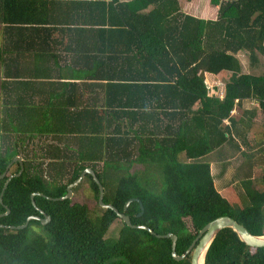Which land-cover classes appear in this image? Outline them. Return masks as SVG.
<instances>
[{
	"label": "trees",
	"instance_id": "obj_1",
	"mask_svg": "<svg viewBox=\"0 0 264 264\" xmlns=\"http://www.w3.org/2000/svg\"><path fill=\"white\" fill-rule=\"evenodd\" d=\"M32 1L42 2L43 23L53 24L38 26L37 38L50 28L72 34L68 60L47 54L54 65L46 66L44 53H26L31 29L21 19L32 18ZM117 1L0 0V69L10 67L0 78V173L24 153V170L0 202V214L9 209L0 217V264H190V256L172 258L170 239L128 227L111 209L98 205L101 214H91L71 199L46 198L64 197L87 168L103 186L105 204L134 226L174 234L178 256L222 216L264 235V174L261 190L242 181L247 204L237 209L201 160L225 141L220 126L236 100L253 98L264 113V0H210L218 9L210 21L185 15L178 0ZM243 51L249 73L236 56ZM225 72L223 99L210 97L205 74ZM34 139L45 141L40 153L25 147ZM41 157L48 158L47 172ZM86 180L97 200V184ZM32 194L45 197L35 195V206ZM133 199L139 201L124 210ZM30 216L50 221L10 228ZM115 220L121 227L107 238ZM204 264H264V248L247 247L224 229Z\"/></svg>",
	"mask_w": 264,
	"mask_h": 264
},
{
	"label": "crops",
	"instance_id": "obj_2",
	"mask_svg": "<svg viewBox=\"0 0 264 264\" xmlns=\"http://www.w3.org/2000/svg\"><path fill=\"white\" fill-rule=\"evenodd\" d=\"M134 1L135 0H118L117 3L132 4ZM39 2L40 4L42 3L41 1H36V3L32 1L31 3L32 6H30L28 9V12L32 14L31 19L29 16L21 19L22 27L26 26L27 28L31 29L30 35L26 36L28 39L25 40L29 46L26 53H31V52L44 53L45 57L43 59L45 61H47L49 58L52 59L53 65H54L53 57H49L47 54L51 56H56L57 58L60 57L62 60H68L69 56L71 55L72 46H73L71 44L73 43L72 34H69L68 37L65 36L63 37V33H59L58 30L53 31L50 28V30H48L45 33V36L47 35L46 38L44 37V39L42 40L37 38L38 34H40V28L43 29L44 26H50V27L53 26V24L43 23L44 22V20L42 19L43 10L39 6ZM37 7L41 9H37ZM4 8L11 9L8 8L6 5L4 6ZM33 8H35L36 10ZM180 8L181 11L184 12L182 7ZM149 10L150 8L148 9V11ZM206 12L207 14L200 13L190 17L205 21L215 20L216 14H214V11H210L208 8L206 9ZM143 13H145V11ZM38 26H40V28ZM55 43H57V45ZM21 44H25V43L22 42ZM42 44L43 46H48V47L43 49L41 47ZM239 61L242 64L243 60L239 58ZM247 70L248 71L246 72L243 71L241 72L242 73L251 72V69L249 68V63L247 64ZM229 79H230V74L228 72L219 73L217 75L205 74V84L207 85L209 96L216 97L219 100H222L224 97L225 86L228 83ZM221 93H223V95L219 97ZM220 129L223 130L227 129V133H225V137H226L225 141H223L218 148H216L215 150L211 151L209 154L204 156L201 160L209 164L210 173L213 178L214 185L217 191L219 192V194H221V196L223 197V195L226 194L229 190L231 191V189L228 190L226 189L229 188V185L223 184L225 177L227 176L226 171H229L231 173V171L235 170V167H237V163H240V161L238 160L239 154L245 153V156H248L251 155L250 153L252 151H253L252 153H254V151L257 149L255 147V139L257 137L256 133H259L260 136L262 135V143L264 142V113L262 112L259 102L253 98H248L240 101L236 100L229 118L224 119L222 121ZM234 147L241 148L243 152H239ZM179 157L180 160L185 161L184 154H181ZM253 159L254 158L252 157L251 161L249 159H244V160L249 164L250 162L253 161ZM244 163H242V165ZM11 165L9 167H11ZM250 166H252V163H250ZM18 167H19L18 168L19 171L20 169L19 163H18ZM217 170H218V174L215 176L214 172H216ZM238 170L241 171V169ZM8 171H7V175H11L18 172V171L17 172L14 171L13 173L11 172L8 174ZM220 179L223 180L222 183L219 181ZM225 199L227 200V198ZM244 200L247 201L245 197V192H244Z\"/></svg>",
	"mask_w": 264,
	"mask_h": 264
},
{
	"label": "rangeland",
	"instance_id": "obj_3",
	"mask_svg": "<svg viewBox=\"0 0 264 264\" xmlns=\"http://www.w3.org/2000/svg\"><path fill=\"white\" fill-rule=\"evenodd\" d=\"M178 2H179L180 7H182V9L184 10L183 13L189 17L195 16V14H200V13L207 14L206 9L208 8L210 11H213L215 9V12H217L218 10L217 7L214 8L210 6V0H178ZM236 56L243 60L241 64V71L243 72L248 71L247 70L248 60H247L246 53L243 51V54L239 53ZM43 64H46V66L47 65L52 66L53 61L52 59L49 58ZM9 69L10 67L1 68L0 78H4L3 75L5 74V70H9ZM256 136L257 137L255 139V147L257 149L254 151V153H252L253 152L252 151L250 153L251 155H248V156H245V153L239 154L238 160L240 161V163H237L236 161L237 167H235V170L231 171V173L229 171H226L227 176L225 177L224 182L222 179L219 180L221 183L223 182V184L229 185V188H226V189L227 190L231 189V191L229 190L230 192L228 191L226 194L223 195V197L227 198L228 202L232 204L233 207L236 208L238 206L237 209H241L245 206V204H247V201L244 200V187H243V182H242L243 180L251 181L252 182L251 185L253 188H256L258 190L263 189V185L260 184L259 181H260L261 176L264 174V142L262 143V135L260 136L259 133H256ZM12 140L14 141L15 138H12ZM44 142L45 141L39 142L37 139H34L28 147H27V142H25V147L27 151L40 153L38 151V146L41 147ZM52 144H56V142L53 141ZM236 150H238L239 152H243L241 148H236ZM22 154L24 153L21 152L19 153L18 156L22 158L23 157ZM252 157L254 159L252 162H250L252 163V166H250V163L248 164V162H245L244 159H249L251 161ZM41 160L42 162H44L43 169H45L46 172L49 171L50 169L47 166L48 158L41 157ZM36 162L37 161L35 160L34 163L36 164ZM242 163L244 164L242 165ZM17 168H18V163L13 162L11 167H9L8 174L11 172L13 173L14 171L17 170ZM238 169H241V171ZM214 174L216 176L218 174V170L214 172ZM81 184H82L81 187L78 188V190L74 191L73 196L71 198L72 202L86 205V207L89 210V213L91 214L92 213H96L97 215L101 214V208L98 206L97 200L93 198V192H91L87 180L84 182L82 181ZM120 227H121L120 220H115L111 228L109 229L106 237L107 238L116 237ZM187 227H190V222L187 223Z\"/></svg>",
	"mask_w": 264,
	"mask_h": 264
},
{
	"label": "water",
	"instance_id": "obj_4",
	"mask_svg": "<svg viewBox=\"0 0 264 264\" xmlns=\"http://www.w3.org/2000/svg\"><path fill=\"white\" fill-rule=\"evenodd\" d=\"M17 161L20 165V169L17 173L11 174V175H7V171L9 169V166L14 162ZM24 169V163L22 158H20L19 156H15L12 161L7 165L6 169L4 172L0 173V179L4 178L5 176H7L2 191L0 193V202H2V195H3V191L6 189L9 181L12 179V177L14 176H19L22 171ZM86 175H90L93 178V181L97 184L98 187V199H97V203L98 205L102 208V209H111L113 210L117 217L123 222L125 223L128 227L133 228V229H143L148 231L150 234L154 235L155 237L159 238V239H170L171 240V255L172 258L175 261H183L184 259H186V257L190 256V264H204L205 261V256L206 253L210 247V245L212 244V242L214 241V239L216 238V236L224 229H231L236 235L237 238L239 239L240 242H242L243 244H245L247 247L250 248H264V235L262 236H255L252 235L250 232H248L246 230V228L244 226H242L241 224H239L237 221H235L233 218L229 217V216H222V217H218L216 219H214L213 221L209 222L208 224H206L198 233L197 237L194 239V241L191 243V245L189 246V248L186 250V252L181 255L178 256L175 252V247H176V242H177V237L174 234H166V235H156L151 229L145 227V226H134L131 224L130 219L127 215H125L124 213H120L115 207H113L112 205L109 204H105L103 202V198H104V188L101 185V183L99 182V180L97 179L94 171L90 168L85 169L80 176L77 178V180H75L72 184H70L67 189H66V194L64 197H60V198H50V197H46L48 200L51 201H63V200H67V199H71L72 195H73V188L76 187L81 180L86 176ZM35 195H39L42 197V194H32L31 195V202L32 205H35L33 198ZM132 201H139L137 199H133L130 200L129 202H127L124 206V210L128 207V205L132 202ZM141 208V213L139 214V216L142 215L143 213V207L140 205ZM37 210L43 214V212L41 210H39L37 208ZM9 213V209H6L5 213H1L0 217L8 214ZM31 220H40L42 224H46L50 221L49 217L45 216V219H40L39 217L36 216H30L26 219L25 223L21 226L18 227H13L11 226L10 228L12 229H24L27 227L28 223ZM1 226V225H0ZM3 226V225H2Z\"/></svg>",
	"mask_w": 264,
	"mask_h": 264
},
{
	"label": "built area",
	"instance_id": "obj_5",
	"mask_svg": "<svg viewBox=\"0 0 264 264\" xmlns=\"http://www.w3.org/2000/svg\"><path fill=\"white\" fill-rule=\"evenodd\" d=\"M222 95H223V93H221L219 97H221Z\"/></svg>",
	"mask_w": 264,
	"mask_h": 264
},
{
	"label": "bare ground",
	"instance_id": "obj_6",
	"mask_svg": "<svg viewBox=\"0 0 264 264\" xmlns=\"http://www.w3.org/2000/svg\"><path fill=\"white\" fill-rule=\"evenodd\" d=\"M74 192V191H73ZM36 206V205H35ZM121 213V212H120Z\"/></svg>",
	"mask_w": 264,
	"mask_h": 264
}]
</instances>
